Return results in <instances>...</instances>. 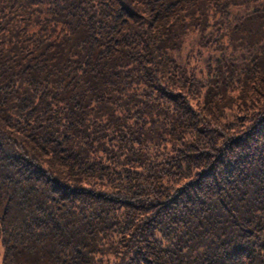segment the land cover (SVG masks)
I'll list each match as a JSON object with an SVG mask.
<instances>
[{
	"label": "trees",
	"instance_id": "trees-1",
	"mask_svg": "<svg viewBox=\"0 0 264 264\" xmlns=\"http://www.w3.org/2000/svg\"><path fill=\"white\" fill-rule=\"evenodd\" d=\"M0 264H264V0H0Z\"/></svg>",
	"mask_w": 264,
	"mask_h": 264
}]
</instances>
